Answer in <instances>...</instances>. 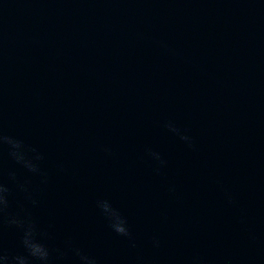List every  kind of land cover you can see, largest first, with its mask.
<instances>
[{
	"label": "water",
	"instance_id": "1",
	"mask_svg": "<svg viewBox=\"0 0 264 264\" xmlns=\"http://www.w3.org/2000/svg\"><path fill=\"white\" fill-rule=\"evenodd\" d=\"M0 131L43 155L46 183L3 145L0 180L53 264H264V0H0Z\"/></svg>",
	"mask_w": 264,
	"mask_h": 264
},
{
	"label": "clouds",
	"instance_id": "2",
	"mask_svg": "<svg viewBox=\"0 0 264 264\" xmlns=\"http://www.w3.org/2000/svg\"><path fill=\"white\" fill-rule=\"evenodd\" d=\"M165 127L177 134L179 139L183 141L189 148H195L193 138L187 134L181 132L172 122H167ZM3 145H8L9 155L18 163L26 168L30 173L39 175L42 183L47 182L46 173L41 171L39 161L43 160V155L39 153L35 148L26 149L22 141L4 135L0 131V147ZM30 151L32 155L29 157L26 152ZM109 151V149H105ZM148 155L152 160H154L158 167L157 172L166 166L167 161L162 157L159 152L153 151L151 149L147 150ZM10 178L15 181V174L10 173ZM19 190L24 194V198L31 202L33 206L38 204V201L34 198L32 192L26 184H18ZM11 194L10 188L0 180V230H2L3 225L9 227H16L22 233L21 235V245L26 254H16L8 255L2 244V235H0V264H53V250L50 249L45 243L41 242L39 237L42 235L38 225L31 218L30 214L9 212L10 200L9 196ZM228 203H233V198L230 194H226ZM97 207L100 209L102 214L108 219L109 226L113 232L119 236H123L129 239L131 246L135 247V241L132 238L131 231L128 227V222L126 218L115 209L108 200L97 201ZM154 247H159V240L155 237L152 239ZM74 255L78 257L79 264H98L94 257L85 255L79 248L72 249ZM57 259H64V253L59 249H56ZM192 264H205V261L200 257H195L192 260Z\"/></svg>",
	"mask_w": 264,
	"mask_h": 264
}]
</instances>
